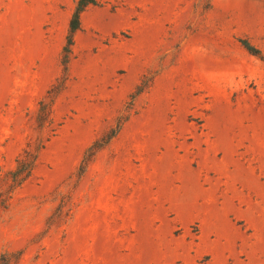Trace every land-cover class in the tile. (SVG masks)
Wrapping results in <instances>:
<instances>
[{"label":"rangeland","instance_id":"rangeland-1","mask_svg":"<svg viewBox=\"0 0 264 264\" xmlns=\"http://www.w3.org/2000/svg\"><path fill=\"white\" fill-rule=\"evenodd\" d=\"M76 2L0 0V264H264V0H97L64 68Z\"/></svg>","mask_w":264,"mask_h":264},{"label":"trees","instance_id":"trees-1","mask_svg":"<svg viewBox=\"0 0 264 264\" xmlns=\"http://www.w3.org/2000/svg\"><path fill=\"white\" fill-rule=\"evenodd\" d=\"M97 5V0H77L75 9L71 15L69 21V30L66 37V42L63 47L62 64L66 68L71 55V47L73 45V36L76 31L80 29V16L89 6ZM52 101L45 102L44 100L39 102L38 109V123L41 125L50 124V105ZM111 136L104 141L107 143ZM103 143V144H104ZM102 144L95 142L90 148L89 154L84 158V163H88L94 155V153L101 147ZM36 165V155L29 150H24L23 153L16 159L15 167L8 171L2 180L5 181L6 190L3 193L4 199L0 205H4L10 198V194L13 190L24 184L33 174Z\"/></svg>","mask_w":264,"mask_h":264}]
</instances>
